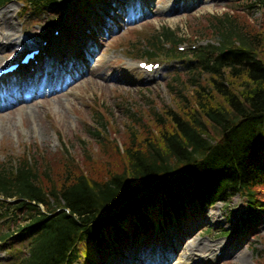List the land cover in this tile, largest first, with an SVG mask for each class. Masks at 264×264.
I'll return each instance as SVG.
<instances>
[{
  "label": "trees",
  "instance_id": "trees-1",
  "mask_svg": "<svg viewBox=\"0 0 264 264\" xmlns=\"http://www.w3.org/2000/svg\"><path fill=\"white\" fill-rule=\"evenodd\" d=\"M16 1L37 11L70 0ZM253 6L264 15V0ZM211 21L213 43L185 53L175 50L183 40L168 28L140 41L139 59L186 57L194 90L188 106L156 113L151 132L132 126L121 153L113 141L114 159L97 167L114 169L95 177L73 165L53 174L28 153L0 162L7 264H75L81 257L92 264L93 248L103 254L123 237L176 222L188 206L204 210L237 194L247 202L242 224L255 226L264 215V33L245 30L227 13Z\"/></svg>",
  "mask_w": 264,
  "mask_h": 264
},
{
  "label": "rangeland",
  "instance_id": "rangeland-1",
  "mask_svg": "<svg viewBox=\"0 0 264 264\" xmlns=\"http://www.w3.org/2000/svg\"><path fill=\"white\" fill-rule=\"evenodd\" d=\"M196 1L152 0L142 6L143 0H99L94 7L86 4L91 10L88 14L84 11V0H71L58 10L44 12L28 10L16 1L1 6L0 12H6L8 24L15 30L8 40V32L3 31L0 23V66L18 59L26 50L41 47V40H48L53 36L52 30L59 31L65 24L66 28L70 26L69 33L80 41L91 42L97 49L94 53L82 50L81 46L75 50L73 56L80 64L87 66L89 58L94 63L89 66L90 74L76 78L63 90L58 91V84L53 86V79L49 77L41 96L23 103L15 96L10 98L16 106H10V102L0 111V162L7 164L28 153L40 166L51 165L53 174L75 165L79 171L98 177L105 172L98 164L114 159L110 158L109 145L116 142L121 153L132 126L139 128L144 124L151 132L156 113L168 110L171 114L188 106L194 89L189 84L184 64L161 57L156 60L159 69L146 73L138 66L140 61H145L138 59L141 40L161 28H168L183 40L178 48L211 44L215 37L211 19L226 13L243 23L245 30L264 33V15L253 6L254 0ZM168 6H174L173 10ZM63 46L61 43L56 49L44 50L46 55L39 59L45 65L43 76L55 64L62 67L64 73L69 72L64 57L55 60L57 55L62 57L56 52ZM111 76H116L117 80L111 81ZM11 86L13 84L6 85L5 81L1 83L0 94L5 95ZM28 94L25 91L22 96ZM209 131L215 135L213 130ZM137 136L142 137L140 133ZM113 167L110 165L108 170ZM258 193L264 198L262 191ZM246 208L245 198L238 194L226 203L218 202L191 214H188L191 209L188 206L187 218L176 231L174 226L161 231L149 229L144 241L136 238L126 245L118 244L102 255L91 248L96 255L94 264H121L129 260L136 245L144 249L156 243L157 248L162 243L166 247L162 261L179 264L186 259L187 250L175 249L190 229L184 247L192 241L206 244L218 241L225 245L214 247L208 262L203 264H264V215L255 226L243 227ZM234 227L239 228L233 231ZM235 245L238 247L234 253L225 252ZM152 246L145 249V254ZM170 250L174 251L173 257L167 256ZM197 254L187 264H195L197 257L202 258ZM8 259L9 252L1 247L0 264H7ZM75 264H89V261L81 258Z\"/></svg>",
  "mask_w": 264,
  "mask_h": 264
},
{
  "label": "bare ground",
  "instance_id": "bare-ground-1",
  "mask_svg": "<svg viewBox=\"0 0 264 264\" xmlns=\"http://www.w3.org/2000/svg\"><path fill=\"white\" fill-rule=\"evenodd\" d=\"M150 1L152 2V0H143L142 6L144 3L148 4ZM191 1H194V0H187V3H190ZM167 8H169V10H173L174 6H168ZM0 23L3 25V28H4L3 31L8 32L6 35L7 39L11 40V37L14 35L15 29H13V27L10 24H8L7 14L5 11L0 12ZM61 43H63L64 46L58 48V51L56 53L61 54L62 57L57 55L55 60L60 61L64 57L65 58L64 62L66 63L65 65H67L65 67L70 69L69 72L67 74L64 73L62 67H59L58 65L56 66L55 64L49 67V71L47 72V75L43 76L42 72L44 71L45 65L41 63L40 60L34 65H29L27 67H21L20 71L18 72V74L20 75L16 79L14 80L12 79L11 81L13 82L12 83L13 86H11V88L8 89L5 95H0V111L4 110L5 106L9 105L10 102H12L10 106L12 105L13 107L16 106V102L10 99L12 96H15L18 99V102L20 101L22 103L28 102L27 100H31L33 98L41 96V94L45 91L44 86H45L46 80L49 79V77H50V80L51 78L53 79V86L58 84L59 86L58 91H60V90H63L68 85H70L72 81H74L76 78L90 74L89 66L92 64V62L94 63V60H91L92 58L91 59L89 58L87 61L88 65L86 66L84 64H80L78 61V58L73 55H74L75 50L78 49V47L80 46L82 47V50H91L92 53H94L97 48L89 41H83V40L80 41L79 38H77L75 34L69 33L68 28L64 27L61 30V33L58 38L52 37L49 39L48 45L45 47V49H43V51L44 50L46 51L47 47H54L56 49V47L59 46ZM0 48H1V45H0ZM64 48L66 49L64 50ZM58 58H60V60H58ZM29 64H31V61H29ZM64 75L65 77L62 79ZM130 78L134 79L133 76H130ZM110 79L111 81L117 80L116 76H111ZM25 91L29 92L28 96H22L23 92ZM50 92L52 94L53 88L49 90V94ZM191 230L192 229L188 230V232L184 235V237L178 243L177 248L175 249V251L180 248L187 250L186 259L179 264H187L188 262L192 261L196 253H198L197 254L198 256H202V258L198 259L197 257L195 259L196 261L195 264H203V262H208L207 259L209 255L211 254L214 247L218 245L225 246V245H222L221 242H218V241L217 242L213 241L212 242L213 244H206V243H199V242L192 241V242H189L186 247H184V244L186 243V239L188 235L190 234ZM162 244L159 248H157V243L152 244L153 246L149 244L148 247L152 246V248L148 250L147 254H145L144 251L148 247L143 249L142 247L137 245L133 253L129 256V260H127L126 262L121 261V263L123 264H170L169 261H162L163 260L162 255L163 253L167 251L166 247L162 246ZM237 247L238 245H235L230 250H226L225 252L234 253ZM171 255L173 257L174 251L170 250L167 253V256L170 257Z\"/></svg>",
  "mask_w": 264,
  "mask_h": 264
}]
</instances>
